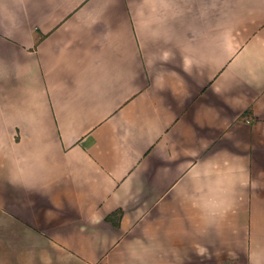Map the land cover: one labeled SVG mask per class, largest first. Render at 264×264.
I'll return each mask as SVG.
<instances>
[{"label": "crops", "instance_id": "obj_1", "mask_svg": "<svg viewBox=\"0 0 264 264\" xmlns=\"http://www.w3.org/2000/svg\"><path fill=\"white\" fill-rule=\"evenodd\" d=\"M0 264H264V0H0Z\"/></svg>", "mask_w": 264, "mask_h": 264}]
</instances>
